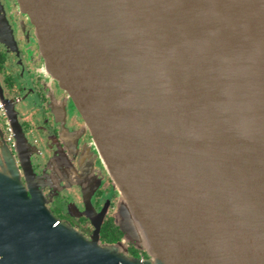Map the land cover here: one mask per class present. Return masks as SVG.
Returning a JSON list of instances; mask_svg holds the SVG:
<instances>
[{"label":"water","instance_id":"water-1","mask_svg":"<svg viewBox=\"0 0 264 264\" xmlns=\"http://www.w3.org/2000/svg\"><path fill=\"white\" fill-rule=\"evenodd\" d=\"M19 3L119 191L125 238L64 224L0 145V264H264V0Z\"/></svg>","mask_w":264,"mask_h":264},{"label":"flooded vegetation","instance_id":"flooded-vegetation-1","mask_svg":"<svg viewBox=\"0 0 264 264\" xmlns=\"http://www.w3.org/2000/svg\"><path fill=\"white\" fill-rule=\"evenodd\" d=\"M0 145L10 147L25 186L64 224L102 245L124 242L119 191L74 99L44 70L35 22L19 0H0ZM124 244L129 256L148 257Z\"/></svg>","mask_w":264,"mask_h":264},{"label":"built area","instance_id":"built-area-1","mask_svg":"<svg viewBox=\"0 0 264 264\" xmlns=\"http://www.w3.org/2000/svg\"><path fill=\"white\" fill-rule=\"evenodd\" d=\"M7 141H8L10 144H12V139H11V137H10V136H8V139H7Z\"/></svg>","mask_w":264,"mask_h":264},{"label":"rangeland","instance_id":"rangeland-1","mask_svg":"<svg viewBox=\"0 0 264 264\" xmlns=\"http://www.w3.org/2000/svg\"><path fill=\"white\" fill-rule=\"evenodd\" d=\"M14 163H15V160H14ZM16 164V163H15ZM17 166V165H16ZM119 202H120V196H119Z\"/></svg>","mask_w":264,"mask_h":264},{"label":"trees","instance_id":"trees-1","mask_svg":"<svg viewBox=\"0 0 264 264\" xmlns=\"http://www.w3.org/2000/svg\"><path fill=\"white\" fill-rule=\"evenodd\" d=\"M144 251V250H143Z\"/></svg>","mask_w":264,"mask_h":264}]
</instances>
